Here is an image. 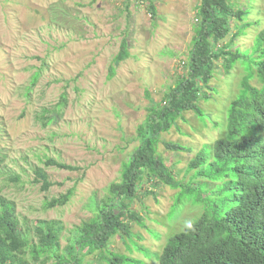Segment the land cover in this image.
I'll list each match as a JSON object with an SVG mask.
<instances>
[{"label": "rangeland", "instance_id": "obj_1", "mask_svg": "<svg viewBox=\"0 0 264 264\" xmlns=\"http://www.w3.org/2000/svg\"><path fill=\"white\" fill-rule=\"evenodd\" d=\"M152 3L155 16L148 1L0 0V198L14 206L19 230L32 245L38 244V226L60 223L58 254H66L84 223L110 196L111 185L121 181L122 165L139 144L138 128L148 109L164 105L166 95L187 76L202 0ZM231 3L248 15L243 22L230 21L231 33L219 47L230 46L241 29L227 51L250 52L264 29V0ZM124 39L129 58L116 64ZM111 67L116 74L110 80ZM244 76L239 62L230 71L216 64L209 100L199 102L204 121L185 112L175 127L158 136V156L174 180L184 187L192 182L212 202L222 199L212 191L227 184L206 183L207 188L202 178L193 180L188 165L203 148L212 156L207 145L227 136V111L240 95ZM250 83L260 87L257 79ZM64 95L67 105L58 112ZM47 160L78 170L47 167ZM38 170L48 177L47 191ZM71 189L67 205L47 208ZM180 192L145 179L130 207L142 224L129 219L132 238L115 236L110 251L134 259L126 264H158L168 240L205 210L187 195L178 201ZM44 258L30 262L57 264ZM88 263L106 264L97 253L84 257Z\"/></svg>", "mask_w": 264, "mask_h": 264}, {"label": "trees", "instance_id": "obj_2", "mask_svg": "<svg viewBox=\"0 0 264 264\" xmlns=\"http://www.w3.org/2000/svg\"><path fill=\"white\" fill-rule=\"evenodd\" d=\"M147 1L148 10L155 16L153 0ZM247 15L248 11L238 9L231 0H202L196 14L199 23L188 59L187 76L166 95L164 105L161 103L148 109L144 123L138 128L139 144L122 165L121 181L111 185L110 196L98 207L96 216L84 223L79 238L69 245L65 255L58 254L60 223L38 226V244L32 245L19 230L14 206L0 198V264H32L43 257V261L56 259L57 264H84V257L94 253L106 264L131 263L134 259L110 251L109 244L115 236L132 238L129 219H141L135 217L130 207L145 179L180 189L178 201L187 195L193 204L205 205L204 213L191 227L168 240L157 258L158 264H264V29L257 35L250 52L227 51L234 38L243 34L241 29L235 37L232 35L230 46L219 47L231 33L230 21L243 22ZM248 27L247 24L245 28ZM127 47L128 42L124 39L115 57L116 64L129 58ZM238 62L244 66L245 76L239 97L231 102L227 111L228 134L207 145L212 148V156L203 148L188 165V172H194L193 180L202 178V185L207 188L206 183L227 184L224 187L218 185L212 191L213 196L222 197L220 202H212L211 196L206 194L209 197H204L205 194L197 186L193 187L192 182L184 187L174 180L158 156V136L175 127L185 112H195L203 119L205 114L199 102L209 100L207 90L212 91L210 83L215 76L216 64L221 63L230 71ZM115 74V68L111 67L109 79ZM254 79L260 87L251 85ZM66 105L64 95L58 112ZM166 146L175 151L188 150L181 145ZM45 166L78 170L54 160H47ZM36 175L43 182L42 190L47 191L50 183L46 173L38 170ZM195 192L199 193L196 197ZM73 193L71 189L53 199L47 203V208L67 205ZM220 211L221 215L218 214Z\"/></svg>", "mask_w": 264, "mask_h": 264}, {"label": "built area", "instance_id": "obj_3", "mask_svg": "<svg viewBox=\"0 0 264 264\" xmlns=\"http://www.w3.org/2000/svg\"><path fill=\"white\" fill-rule=\"evenodd\" d=\"M139 3L144 4L145 0H137Z\"/></svg>", "mask_w": 264, "mask_h": 264}, {"label": "clouds", "instance_id": "obj_4", "mask_svg": "<svg viewBox=\"0 0 264 264\" xmlns=\"http://www.w3.org/2000/svg\"><path fill=\"white\" fill-rule=\"evenodd\" d=\"M188 227H191V225L189 224Z\"/></svg>", "mask_w": 264, "mask_h": 264}, {"label": "bare ground", "instance_id": "obj_5", "mask_svg": "<svg viewBox=\"0 0 264 264\" xmlns=\"http://www.w3.org/2000/svg\"><path fill=\"white\" fill-rule=\"evenodd\" d=\"M147 0H145V2H146Z\"/></svg>", "mask_w": 264, "mask_h": 264}]
</instances>
